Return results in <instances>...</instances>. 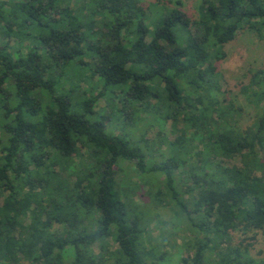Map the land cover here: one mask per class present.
I'll list each match as a JSON object with an SVG mask.
<instances>
[{
    "label": "trees",
    "instance_id": "trees-1",
    "mask_svg": "<svg viewBox=\"0 0 264 264\" xmlns=\"http://www.w3.org/2000/svg\"><path fill=\"white\" fill-rule=\"evenodd\" d=\"M181 5L0 0V264H158L126 163L190 223L179 264H264V65L240 84L245 126L216 71L238 29L264 37V0ZM138 113L181 123L168 157L135 141Z\"/></svg>",
    "mask_w": 264,
    "mask_h": 264
},
{
    "label": "rangeland",
    "instance_id": "rangeland-1",
    "mask_svg": "<svg viewBox=\"0 0 264 264\" xmlns=\"http://www.w3.org/2000/svg\"><path fill=\"white\" fill-rule=\"evenodd\" d=\"M158 1L164 3L167 0ZM179 1L182 4L180 8L191 19L198 17V7L201 0ZM141 2L147 6L151 2L155 3L156 0H141ZM157 6H159L158 3L151 8H156ZM10 44L13 45V42L10 41ZM223 50L225 56L216 62V71L221 74L217 95L221 99H224V103L227 104L228 101H231L236 107L241 106L243 108L241 112V124L245 126L250 121L253 109H251V106L240 92V84L248 81L249 76L256 69L264 65V37H259L255 30L244 26L236 31L235 38L228 42ZM81 86L84 89L85 87L87 88V84H81ZM95 89L94 92L96 93L98 89ZM101 108L106 113L111 111L103 98H99L94 107L95 110ZM126 111L128 112L129 109L126 108L124 112ZM152 116L148 113H138L134 126L135 141L139 140L142 145L145 140L148 142L154 139L159 142L160 140L163 141L160 147L163 156L159 155L156 157V160L161 161L171 154L167 142L172 141L174 137L181 133L182 125L179 123L176 129H173L170 120L159 122V120L155 121ZM127 121L130 122V120ZM163 137L168 141H164ZM155 153L158 154L157 152ZM226 162L230 164L237 163L238 157L226 160ZM134 170V165L126 163L122 164L121 170L116 174V178L121 185L126 182L128 176L135 184H142L140 185L141 187L137 186L135 188L134 194H130L131 196H129L127 201L128 207L135 209V211L142 210L146 212V216H144L145 220H140V223L146 226V231L150 234L149 245L152 248L153 254H163V258L158 264H179L183 250L182 240L184 236H188L191 233L190 223L186 218L182 217V213L177 212V210L175 211L176 207L170 201L158 204L153 200L151 194H155V192L159 194L160 190L164 191V188L158 184L160 182L155 177L151 180L152 183L148 182L147 179L140 183L142 175ZM233 236L236 239L239 233H233ZM106 241L108 250H113L117 247L111 238H107ZM258 249L261 250L260 255L257 254ZM94 251L96 253L99 252L97 245L94 246ZM252 253L257 257H264V239L261 236L256 237Z\"/></svg>",
    "mask_w": 264,
    "mask_h": 264
}]
</instances>
